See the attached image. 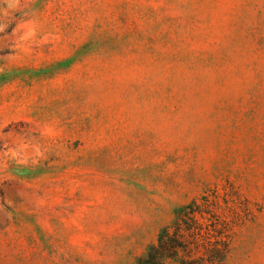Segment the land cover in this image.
Returning <instances> with one entry per match:
<instances>
[{
	"label": "rangeland",
	"instance_id": "rangeland-1",
	"mask_svg": "<svg viewBox=\"0 0 264 264\" xmlns=\"http://www.w3.org/2000/svg\"><path fill=\"white\" fill-rule=\"evenodd\" d=\"M204 196L163 264H264V0H0V264H141Z\"/></svg>",
	"mask_w": 264,
	"mask_h": 264
},
{
	"label": "trees",
	"instance_id": "trees-1",
	"mask_svg": "<svg viewBox=\"0 0 264 264\" xmlns=\"http://www.w3.org/2000/svg\"><path fill=\"white\" fill-rule=\"evenodd\" d=\"M218 198V197H216ZM208 197L204 196L202 201L199 203L198 201H194L192 204L188 206H184L180 208L176 212V219L174 228L175 231L173 233L170 232V227L164 228L162 233L158 238V243L155 245H151L144 258L140 259L141 264H163L167 259H177L181 252H186L185 242L194 235V228H197L200 232L203 231L204 227L207 226L206 219L211 214H215L213 209V202ZM216 205V201H215ZM200 215L203 221H198L196 219L197 215ZM217 220L220 223L221 218L217 215ZM217 236L216 243H226L225 235L218 230H214ZM215 246L210 254L212 253V257H217L222 254V249ZM181 264H185V259L180 260Z\"/></svg>",
	"mask_w": 264,
	"mask_h": 264
}]
</instances>
